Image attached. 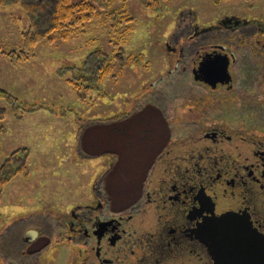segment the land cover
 Instances as JSON below:
<instances>
[{
    "label": "rangeland",
    "instance_id": "rangeland-1",
    "mask_svg": "<svg viewBox=\"0 0 264 264\" xmlns=\"http://www.w3.org/2000/svg\"><path fill=\"white\" fill-rule=\"evenodd\" d=\"M113 8L118 14L128 12L133 20V29L119 45L126 56L141 54L143 58L123 69L115 62L117 78L106 77L78 94L70 83L74 69L83 68L89 53L97 48L114 55L116 23L109 14L95 8L100 13L84 31L68 39L57 35L23 53L22 35L30 26L29 17L20 5L0 7V45L6 52H15L0 53V88L17 98L14 105L0 100V166L15 151L26 156L28 165L27 173L12 176L0 186V244L4 248L33 227L51 230L50 223L70 215L99 184L114 206L128 193L130 198V190L143 182L171 127L177 135L191 129L185 122L202 117L189 105H179L189 104L188 96L196 97L192 103L207 104V97L212 98L211 109L220 108L214 111L215 119L252 115L251 120L264 123L259 111L248 112L247 117L237 111V103H264V76L252 79V71L259 68L251 60L237 63L240 69H234L235 73L241 70L245 78L235 88L203 90L207 88L204 83L190 82L194 58L205 51L204 45L211 49V44L201 37L189 45L197 35L185 24L191 22L201 30L226 14L246 20L258 17L262 30L257 34L264 44V0H115ZM260 52L264 54V48ZM240 54L252 53L241 48ZM91 139L95 147H90ZM58 238L54 236L52 243ZM14 252L17 264H73L77 256L67 245L47 246L29 257ZM11 254L0 264H15Z\"/></svg>",
    "mask_w": 264,
    "mask_h": 264
},
{
    "label": "flooded vegetation",
    "instance_id": "flooded-vegetation-1",
    "mask_svg": "<svg viewBox=\"0 0 264 264\" xmlns=\"http://www.w3.org/2000/svg\"><path fill=\"white\" fill-rule=\"evenodd\" d=\"M260 21L258 17L246 20L226 14L201 30L186 22L196 30L192 35H197L189 45L197 44L201 37L211 44V49L204 45L205 51L194 58V80L190 82L204 83L207 88L203 90L235 88L240 78H245L241 70L234 71L240 69L236 66L240 59L251 60L259 68L252 71V79L264 76V54L259 53L264 44L259 43L257 34L262 30ZM224 33V37H215ZM241 48L252 54L241 55ZM218 52L228 55L232 79L213 87L196 78L194 69L205 55ZM163 90L165 95L169 93L167 88ZM186 98L189 104L179 105H189L202 117L185 122L191 129L177 135L171 127L143 182L130 190V198L128 193L114 206L99 184L70 215L50 223L51 230L41 232L42 228L33 227L24 234L25 240L46 234L51 239L47 246L67 245L76 250L73 264H214L209 247L199 236L205 221L231 212L247 218L264 235V123L259 125L250 119L252 115H246L259 111L264 116V103H237L239 115L248 117L228 121L213 118L220 108L211 109L212 98L207 97V104L192 103L195 96ZM27 233L34 235L28 239ZM54 236L59 237L57 243H52Z\"/></svg>",
    "mask_w": 264,
    "mask_h": 264
},
{
    "label": "trees",
    "instance_id": "trees-1",
    "mask_svg": "<svg viewBox=\"0 0 264 264\" xmlns=\"http://www.w3.org/2000/svg\"><path fill=\"white\" fill-rule=\"evenodd\" d=\"M114 3L115 0H79L77 2H74V0H0V7L20 5L27 13L30 26L22 35L23 48L25 49L23 53L40 44L51 42L57 35L63 39H68L84 31L86 26L92 23L100 13L95 8H100L101 11L104 10L109 14V18L113 21V24L116 23L114 26L116 28L113 31L116 35L112 36V41L115 45L114 55L111 56L101 48H97L95 51L93 50V52L89 53L83 68L74 69L75 74L70 79V83L75 91L80 94L83 88H94L95 83L103 82L106 77L112 76L117 78L119 69L128 67L132 63H139L143 58L141 54L138 57H134L133 54L126 56L124 48L119 45L125 34L133 29V20L126 11L123 15L115 12L113 8ZM120 32L123 34L120 35ZM0 53L12 55L15 52H6L0 45ZM115 62H118L119 69L115 67ZM0 100L14 105L17 98L0 88ZM84 137L85 135L82 139ZM89 144L90 147H95V140L91 139ZM20 158L22 161H20ZM27 172L26 156L25 158L24 156H19L18 151H15L0 166V186L8 182L12 176L22 175ZM50 241L51 239L44 233L35 240H25L24 235L19 240L16 236L15 242L9 243L5 248L0 244V250L3 252L0 251V263L1 259L5 260L12 252L14 253V258L10 257V261L15 263L14 260L17 254L14 250L25 257L38 255L47 248ZM20 243H23V245Z\"/></svg>",
    "mask_w": 264,
    "mask_h": 264
},
{
    "label": "water",
    "instance_id": "water-1",
    "mask_svg": "<svg viewBox=\"0 0 264 264\" xmlns=\"http://www.w3.org/2000/svg\"><path fill=\"white\" fill-rule=\"evenodd\" d=\"M228 64V55L209 53L194 69L196 78L213 87L228 83L232 79ZM199 236L209 247L214 264H264V235L244 216L226 212L207 220L200 225Z\"/></svg>",
    "mask_w": 264,
    "mask_h": 264
}]
</instances>
